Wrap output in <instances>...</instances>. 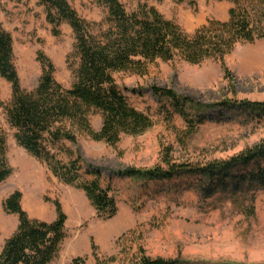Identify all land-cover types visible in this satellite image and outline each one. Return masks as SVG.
Instances as JSON below:
<instances>
[{
    "label": "rangeland",
    "instance_id": "1",
    "mask_svg": "<svg viewBox=\"0 0 264 264\" xmlns=\"http://www.w3.org/2000/svg\"><path fill=\"white\" fill-rule=\"evenodd\" d=\"M38 1L1 0L0 22L13 39L20 85L26 90L36 86L41 74L36 55L42 51L54 64L56 80L69 87L72 30L63 22L60 35H53ZM68 1L87 21L106 16L99 0ZM120 1L129 12L143 3L153 6L189 34L211 20H227L231 7L227 0ZM224 65L226 74L213 59L198 64L156 59L143 75L115 74L130 104L148 115L152 125L137 135L123 134L115 145L83 134L76 146L66 143L77 150L85 168L99 169L110 185L118 207L110 218L99 217L83 190L60 181L45 162L16 143L0 106V129L6 134V157L13 168L0 183V250L18 224L17 215L4 210L3 201L18 190L29 217L52 221L55 200L66 214V238L53 264H71L77 257L85 259L83 264H95L92 241L102 256H116L110 264H124L121 248L135 249L138 244L150 257L177 259L179 264H264V188L229 183L205 193L194 175L146 181L119 172L160 163L164 148L173 161L203 166L227 160L264 139V117H252L238 106L242 100L264 102V39L238 43L224 57ZM153 87L171 88L186 97L191 124ZM10 97V83L0 76V101L6 104ZM90 122L98 130L101 113L91 114Z\"/></svg>",
    "mask_w": 264,
    "mask_h": 264
},
{
    "label": "trees",
    "instance_id": "2",
    "mask_svg": "<svg viewBox=\"0 0 264 264\" xmlns=\"http://www.w3.org/2000/svg\"><path fill=\"white\" fill-rule=\"evenodd\" d=\"M99 1L107 12L99 22L82 18L68 0L38 1L44 6L53 35H60L59 26L63 22L72 30L74 43L67 61L72 59L69 68L73 81L69 87L56 80L53 62L38 51L36 59L41 74L37 84L31 90L22 88L13 64V39L0 22V76L11 86L10 100L6 104L0 101V106L14 129L16 143L45 162L60 181L83 190L99 217L110 218L118 209L110 185L104 183L99 169L85 168L77 150L66 143L76 146L78 136L83 134L91 140L115 145L123 134L137 135L152 125L148 115L130 104L116 73L143 75L147 65L156 59L179 58L191 64L217 60L226 74L224 57L238 43L264 39V0H227L231 3L227 20H211L192 34L145 3L129 12L120 0ZM1 7L0 0V11ZM153 90L168 99L174 111L191 124L185 111L186 97L171 88L153 87ZM238 106L252 117H264V102L242 100ZM95 112L102 115L98 130L90 122V115ZM12 172L6 157V134L0 129V183ZM119 172L146 181L194 175L199 177V186L205 193L229 183L236 188L242 183L264 188V139L227 160L203 166L173 161L169 149L164 148L160 163ZM21 197L16 190L3 201L4 210L17 215L18 224L2 245L0 264H53L66 238V214L55 200L56 216L52 221L31 218L22 208ZM91 248L95 264H110L116 259L99 254L93 241ZM120 251L126 258L124 264H179L177 259L150 257L139 244L135 249L124 245ZM84 262V258L77 257L71 264Z\"/></svg>",
    "mask_w": 264,
    "mask_h": 264
}]
</instances>
